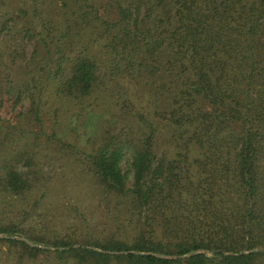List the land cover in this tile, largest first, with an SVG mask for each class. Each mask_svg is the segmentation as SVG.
I'll return each mask as SVG.
<instances>
[{"label":"trees","instance_id":"trees-1","mask_svg":"<svg viewBox=\"0 0 264 264\" xmlns=\"http://www.w3.org/2000/svg\"><path fill=\"white\" fill-rule=\"evenodd\" d=\"M73 1L89 42L105 47L117 68L122 60L136 70L154 116L138 112L134 125L118 128L103 120L88 150L64 141L83 164L89 194L83 212L74 205L72 231L5 221L0 240L32 264L42 252L53 264H264V0ZM11 19L0 20V32ZM19 32L32 43L30 56L24 44L6 55L25 58L30 77L7 91L21 148L0 161V193L27 197L35 195V138L43 131L35 96L46 65L36 50L48 40L39 31L35 41L28 23ZM55 56L47 77L60 75L58 94L81 101L100 91L97 56ZM32 209L35 199L23 220ZM95 209L105 216L101 228Z\"/></svg>","mask_w":264,"mask_h":264},{"label":"rangeland","instance_id":"rangeland-1","mask_svg":"<svg viewBox=\"0 0 264 264\" xmlns=\"http://www.w3.org/2000/svg\"><path fill=\"white\" fill-rule=\"evenodd\" d=\"M61 2L62 0H35L34 12L33 0H0V20L8 16L12 18L9 24L11 26L0 32V101L4 103L0 110V137L3 138L8 130L9 133L12 132V135H8V142L0 144V161L21 148L18 109L16 106L11 108L7 103L9 96L7 91L11 84L20 85L24 81L22 79L30 77V67L24 66L25 58L12 59L6 54L8 49L13 47L21 51V44H24L25 53L30 56L31 41L27 38L19 40L22 38L19 28L23 24L28 23L35 30V41L40 39L39 31L48 40V46L40 40V47L36 50V61L47 68L45 67L46 73L38 83L40 92L35 96L40 98L39 104L42 105L40 114L43 120V131L35 138L33 160L36 169L38 168L35 195L33 192L27 197L25 196L27 193L24 196L0 193V226L6 223L5 221H15L18 223L17 227H23L25 231L33 224L38 227L41 224V228L45 225L48 227L46 229L48 233H52V229L72 231L76 227L72 219L78 214L74 211V205L79 206L78 212H83L82 204L89 201V194L86 182L82 178L83 164L75 157L76 155L67 150L65 142L88 150L95 138V130L103 120H110L111 123L117 121L118 128L121 124L134 125L132 122H135L138 112L154 116L150 112L148 89L144 87L141 79L137 78L136 70L132 72L131 69L124 68L122 60H118L120 68H117L112 54L102 45L90 43L87 31L84 32L81 26L76 24L80 15L78 3L67 0L66 5L60 9ZM46 18L53 21L48 23ZM44 23L49 25L43 28ZM46 33L54 36L56 41H51ZM56 45L60 47L56 48ZM85 52L97 56V63L101 69L99 74L102 77L100 91L95 90L90 97H85L81 101L58 94L57 82L60 75L47 77L48 70L55 69L56 64L52 61L55 55L66 53L69 60L74 55ZM28 104L29 100L26 99L23 106ZM151 111L153 112V108ZM157 117L161 119V116ZM25 128H35V131L39 129L36 124L32 126L30 123L25 124ZM54 131L56 136L51 137ZM31 135L33 133L29 134ZM32 139L29 138L25 143L32 146ZM34 199L35 209L30 212L34 215H26V219L23 220V208L26 207L27 210L29 207L32 208ZM63 204L71 205L69 212ZM92 217L94 221L99 220L100 228L103 227L105 216L100 210L95 209ZM6 235L0 232V237ZM15 236L27 238L24 235ZM17 249L19 246L14 245L8 249L7 243L0 240V264H32L31 258L22 255ZM50 257V252H42L40 260L37 262L34 260L33 264H53L52 260H48Z\"/></svg>","mask_w":264,"mask_h":264},{"label":"water","instance_id":"water-1","mask_svg":"<svg viewBox=\"0 0 264 264\" xmlns=\"http://www.w3.org/2000/svg\"><path fill=\"white\" fill-rule=\"evenodd\" d=\"M26 239H27V238H26ZM27 241H29V242H30V240H28V239H27Z\"/></svg>","mask_w":264,"mask_h":264}]
</instances>
